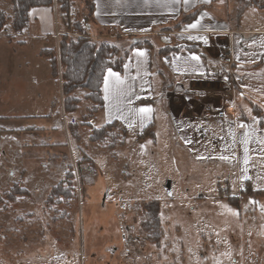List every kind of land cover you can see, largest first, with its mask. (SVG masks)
Returning <instances> with one entry per match:
<instances>
[{
	"label": "rangeland",
	"instance_id": "374dc122",
	"mask_svg": "<svg viewBox=\"0 0 264 264\" xmlns=\"http://www.w3.org/2000/svg\"><path fill=\"white\" fill-rule=\"evenodd\" d=\"M80 8L76 0L72 10ZM12 17L0 31V264H264V196L243 195L232 168L217 170L218 161L192 166L185 151L165 164L89 152L95 167L72 156L59 79L38 55L65 32L58 6L46 16L52 33L43 39L25 28L13 32ZM254 129L244 166L251 189L264 190V122ZM72 170L79 179H72L70 197L49 204L51 188ZM15 183L27 194L9 202ZM219 189L239 196L238 208ZM149 200L160 207L158 248L141 228V203Z\"/></svg>",
	"mask_w": 264,
	"mask_h": 264
},
{
	"label": "crops",
	"instance_id": "0c3cea01",
	"mask_svg": "<svg viewBox=\"0 0 264 264\" xmlns=\"http://www.w3.org/2000/svg\"><path fill=\"white\" fill-rule=\"evenodd\" d=\"M92 3L94 22L89 26V34L115 46L114 58L119 60L118 69L105 71L101 86L103 107L93 114V128L113 124L109 133L117 137L118 144L111 150L107 147L109 141L91 142L90 135L79 126L78 138L72 137L76 144L75 151L71 149L72 156L79 154L95 167L97 164L89 152L106 153L115 162L120 153L124 160L131 155L144 164L158 159H164L165 164L172 157L181 159L185 151L192 166L200 162L213 168L218 161L217 170L223 168L227 173L232 168L243 190L248 180L245 161L256 145L254 126L264 122L259 120L263 115L255 116L251 111L252 104L264 111V9L249 6L237 19L236 0H92ZM54 4L30 10L31 21H27L25 30L31 36L40 32L43 39L52 33L51 28L44 26ZM0 8L7 19L12 16L10 0H0ZM192 12L196 14L191 19L170 30ZM192 24L197 26L189 27ZM20 43L27 45L25 41ZM166 47L178 50L164 54L161 49ZM46 48H56L58 52V45ZM226 55L232 58L231 65L225 63ZM109 70L118 73L123 83L112 84ZM106 78L111 85L107 93ZM59 85L61 88L60 79ZM176 88L181 90L175 92ZM87 93L85 89L75 90L79 103L70 119L85 118L93 106L85 98ZM210 105L232 109V116L218 120L208 112ZM145 107L152 109L150 119H143L138 113V109ZM60 108L63 112L62 98ZM150 130L154 140L138 138ZM160 142L165 143L164 150H159ZM121 166V172L127 174V164ZM71 173L73 180L79 179L78 172ZM167 173L171 174V170ZM225 182L228 183V178Z\"/></svg>",
	"mask_w": 264,
	"mask_h": 264
},
{
	"label": "trees",
	"instance_id": "16d2710c",
	"mask_svg": "<svg viewBox=\"0 0 264 264\" xmlns=\"http://www.w3.org/2000/svg\"><path fill=\"white\" fill-rule=\"evenodd\" d=\"M81 8L74 10L73 20L69 19V12L72 10L76 0H10L12 4L13 17L11 20V30L13 32H21L28 21V14L33 8L52 7L55 3L58 6L60 20L64 24L65 32L60 35L58 41V52L52 48H45L40 51V56L45 57L51 69L53 79L61 80L60 94L62 98V108L65 115H72L77 111L79 103L75 96V90L85 89L88 91L85 98L92 102L93 106L87 111L85 118L93 116V114L103 107V98L101 94V86L105 71L109 68H119V60L114 58L117 54L114 46L107 41L89 39V26L94 22L93 12L94 6L92 0H79ZM238 3L236 17L240 19L244 10L249 6H255L264 9V0H236ZM196 12H192L181 18L180 22L170 30H176L178 27L191 19ZM7 17L0 8V31L5 25ZM86 22L88 29L82 28L81 23ZM169 30V29H166ZM78 34L77 37L68 35L70 32ZM90 35V34H89ZM178 50V47H166L161 49L164 54H169ZM60 70V71H59ZM251 111L255 116H261L259 120L264 121V111L255 104L251 105ZM112 125H105L99 129H94L93 134L89 137L91 142H104L110 139L108 148L114 149L118 141L114 135H111ZM68 131L71 137L78 138V125L68 124ZM139 139L150 138L154 140L152 130L138 136ZM71 172L67 178L60 181L51 188L50 197L46 201L49 204L52 200H58L60 197L69 198L72 192ZM242 194L250 197H263L264 190H252L249 180L244 182ZM220 197L226 199L232 206L238 208L239 196L230 195L227 190H220ZM27 190L15 183L11 190L5 194L6 200L14 201L16 195H25ZM58 202V201H55ZM143 221L141 228L145 233V239L154 243L157 248L160 246L161 239V220L160 207L157 200H149L141 203Z\"/></svg>",
	"mask_w": 264,
	"mask_h": 264
},
{
	"label": "built area",
	"instance_id": "2783aa9c",
	"mask_svg": "<svg viewBox=\"0 0 264 264\" xmlns=\"http://www.w3.org/2000/svg\"><path fill=\"white\" fill-rule=\"evenodd\" d=\"M69 16L70 18H73L74 16V10H70L69 12ZM82 25V28L87 30L88 29V24L86 22H82L81 23ZM63 34V33H62ZM69 36L71 37H77L78 34L76 33H68ZM87 38L89 39H94V37H92L91 35L87 34L86 35ZM224 61L226 64L228 65H231L232 64V58L230 56H224L223 57ZM208 112L214 116L216 119L218 120H224L226 119L227 117L229 116H232V109H217L215 108L214 106L210 105L208 106ZM69 124L71 125H78L80 127H82L84 129V131L88 134V135H91L93 133V125H94V121H93V118L90 117V118H83V119H80V120H77V119H69ZM70 200V199H68Z\"/></svg>",
	"mask_w": 264,
	"mask_h": 264
},
{
	"label": "snow or ice",
	"instance_id": "6c2138e0",
	"mask_svg": "<svg viewBox=\"0 0 264 264\" xmlns=\"http://www.w3.org/2000/svg\"><path fill=\"white\" fill-rule=\"evenodd\" d=\"M185 2H187V0H185ZM196 26H197L196 24H192L189 27L195 28ZM190 38H192V37H190ZM140 55H143V53H140ZM193 59L198 60L199 57H193ZM108 75H109V77L112 78V84L119 85V84L123 83V81L120 79V76H119L118 73L112 72L111 70H109ZM110 86L111 85L109 83V80L106 78L105 79V89H104L106 93L109 91ZM151 111H152V109L151 108H147V107L138 109V113L141 115V117L143 119H150ZM242 127H245V126L242 125ZM245 143H247V140H245ZM221 159H227V157H221ZM245 162H247V161H245ZM245 178H247V177H245Z\"/></svg>",
	"mask_w": 264,
	"mask_h": 264
},
{
	"label": "water",
	"instance_id": "95a60500",
	"mask_svg": "<svg viewBox=\"0 0 264 264\" xmlns=\"http://www.w3.org/2000/svg\"><path fill=\"white\" fill-rule=\"evenodd\" d=\"M181 90V88H176L175 89V92H178V91H180Z\"/></svg>",
	"mask_w": 264,
	"mask_h": 264
}]
</instances>
